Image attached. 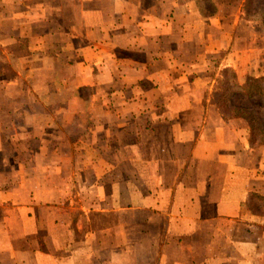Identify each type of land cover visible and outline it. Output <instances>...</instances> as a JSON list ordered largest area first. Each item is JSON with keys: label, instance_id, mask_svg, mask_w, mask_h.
Segmentation results:
<instances>
[{"label": "crops", "instance_id": "crops-1", "mask_svg": "<svg viewBox=\"0 0 264 264\" xmlns=\"http://www.w3.org/2000/svg\"><path fill=\"white\" fill-rule=\"evenodd\" d=\"M247 1L0 0V264H264Z\"/></svg>", "mask_w": 264, "mask_h": 264}, {"label": "rangeland", "instance_id": "rangeland-1", "mask_svg": "<svg viewBox=\"0 0 264 264\" xmlns=\"http://www.w3.org/2000/svg\"><path fill=\"white\" fill-rule=\"evenodd\" d=\"M260 3H262L263 6ZM247 15L250 18L258 17L259 19H264V1L260 2L258 0H252L251 10H248ZM257 60L258 63L261 64L264 68V56L263 58L258 56ZM256 75H259V77L257 78ZM254 76L255 77L253 78L255 79L264 77L261 76L260 69H258L257 71L255 70ZM225 78H227L229 81H233L234 74H230L229 72H227ZM238 79L243 81L245 77H240ZM247 83L240 85L241 83L240 81H238V86H231L233 92L227 96L228 106L234 108L236 111L242 110L241 112H247L248 114H251L259 129H264V97H259L256 94H254L253 97H249V93H252L255 89L253 88L252 82L248 80Z\"/></svg>", "mask_w": 264, "mask_h": 264}, {"label": "trees", "instance_id": "trees-1", "mask_svg": "<svg viewBox=\"0 0 264 264\" xmlns=\"http://www.w3.org/2000/svg\"><path fill=\"white\" fill-rule=\"evenodd\" d=\"M251 2L252 0H248L246 4V12L248 10H251ZM252 82L253 88L255 89L252 93H249V97H253L254 94H256L259 97H264V77L255 79L253 78L252 80H249ZM230 81L226 78L223 84V96L220 99L219 102V108L221 110V113L224 116H233V115H245L247 116L251 122H252V134H251V139L252 143L255 144H261L264 141V129H259L257 126L253 116L251 114H248L247 112H241V111H236L234 108L228 106L227 102V96L231 94L233 91L231 89ZM257 92V93H256Z\"/></svg>", "mask_w": 264, "mask_h": 264}]
</instances>
